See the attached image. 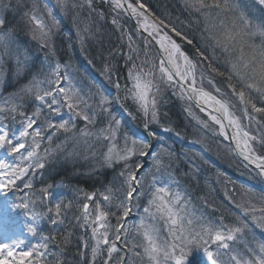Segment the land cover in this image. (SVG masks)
Instances as JSON below:
<instances>
[{
	"label": "snow or ice",
	"instance_id": "obj_1",
	"mask_svg": "<svg viewBox=\"0 0 264 264\" xmlns=\"http://www.w3.org/2000/svg\"><path fill=\"white\" fill-rule=\"evenodd\" d=\"M182 3L203 23L199 45H194L174 24L158 17L153 19L154 14L142 0H56L55 5L50 7L45 2L42 8L39 0H32L24 15L32 25V39L39 40L44 48L59 25L54 8L61 12L87 8L89 16L95 14L103 19L105 10L99 6L106 4L117 14L111 21L116 26L122 12L136 17L138 29L146 33L144 59L136 62L142 49L131 34H126L129 54L125 57V83L122 85L119 79L113 82L117 92L123 93L115 98L117 102L123 101L120 107L134 118H144L147 135L160 139L155 131L149 130L151 123H158L157 94L161 85L175 86L182 98L194 101L202 112H207L208 119L218 126V134L234 142L233 151L254 164L264 176V154L257 151V146L264 148V42L260 45L253 42L256 35L264 36V23L253 25L243 12L236 16L235 5L229 0H182ZM252 6L264 12V0H253ZM5 23L0 18V49L5 55H17L19 46L12 31L5 29ZM90 32L89 24L80 30L82 42V33ZM174 36L193 45L198 59L184 51ZM152 44L158 46L159 58L155 61L146 51ZM221 59L227 75L217 67ZM205 62L209 74L224 78L227 92L211 78L207 82L215 94L205 89L203 73L198 84L197 67ZM66 68L59 61L48 64L47 71L33 76L0 104V150L14 158L12 163L0 159V192L45 168L53 153L62 148L60 144L55 149L51 147L56 134H65L66 140L68 136L73 139L95 136L108 142L98 163L109 168L120 165V171L102 191L89 193L78 189L82 199L75 205L54 199L55 185L29 191L19 204L13 202L12 210L25 212L26 230L36 242L26 245L23 239L16 238L0 243V264H65L63 257L73 236L70 230L59 229L66 220L75 221L76 226L86 230L87 239L81 238L84 251L77 254L86 256L89 264H97L98 260L100 264H186L194 247L206 254L209 264H264V242L253 246L244 241V233L249 229L245 219L238 216L237 222L229 225L222 218L212 222L189 211L185 196L172 187L176 181L167 172L170 165L164 162L167 150L161 146L159 153L150 152L149 140L127 132L121 134L122 121L107 107L113 99L101 93L95 101L98 113L88 104L82 89L75 86L70 73L61 71ZM114 71L111 64H105L104 72L109 79ZM231 98H235V103ZM28 100L33 104L30 112L26 107ZM65 109L67 119L63 118ZM100 113L107 114V126L93 132L88 125H94ZM189 114L192 115L190 110ZM76 120L84 122L85 128L77 129ZM199 122L208 128L207 122ZM45 140L48 146L42 150ZM149 156L154 171L142 173V158ZM165 174L167 179L163 178ZM23 187L32 190L33 184L28 181ZM37 205L42 211L29 213L30 206L35 209ZM141 207L139 219L130 225L128 219L134 208ZM238 207L242 208L243 217L251 216L256 226L264 228V197L259 205L248 200L246 206ZM73 208L75 212L69 219L68 213ZM45 219L54 232H41L40 224ZM163 229L167 230L166 235H162ZM238 244H243V249ZM53 247L55 251L51 250Z\"/></svg>",
	"mask_w": 264,
	"mask_h": 264
},
{
	"label": "rangeland",
	"instance_id": "obj_2",
	"mask_svg": "<svg viewBox=\"0 0 264 264\" xmlns=\"http://www.w3.org/2000/svg\"><path fill=\"white\" fill-rule=\"evenodd\" d=\"M9 0H0V18H8L9 16V14L7 13V12H9L11 15H15V9H17V6H18V4H20V3H22V2H26L27 3V6H28V9H29V7L31 6V4H32V0H16L17 2H13V1H11V2H8ZM40 2H41V0H39ZM44 2H45V0L43 1V2H41V3H43L44 4ZM53 2L54 3H56V0H53ZM229 2L231 3V4H233V5H235V8H234V14L236 15V16H239V14L241 13V12H243L244 13V10H245V8H250L251 6H252V4H251V0H229ZM16 3V4H15ZM41 3H39V4H41ZM43 4H42V6H43ZM49 4V6H53V4L52 3H48ZM256 8V7H255ZM28 9H26L25 10V8L23 9V14L26 12V11H28ZM18 10V9H17ZM19 11H21V8L19 9ZM60 11V10H59ZM189 12V11H188ZM190 13V12H189ZM188 13V14H189ZM191 14V13H190ZM245 14V13H244ZM247 14V17H249L250 19H251V21L253 22V23H255L258 19H259V17H254V16H252L250 13H246ZM63 15L66 17L67 16V13L66 12H63ZM72 15H73V18H77L76 19V23H75V26H74V32H75V35L77 36L78 35V38L79 39H81L82 37H81V34H80V30H82L84 27H85V25H86V23L84 22V18L83 17H81L80 16V11H79V9H76V10H72ZM196 15V14H195ZM230 15H231V13H230ZM20 16V15H19ZM20 18V20L18 19V18H12L13 20L12 21H10V20H8L6 23H5V29H8V30H11L12 31V33H13V35H14V38H15V41H16V45H18V41H17V36H19L20 35V30L22 31V29L21 28H23V27H25L26 29H28L29 27H30V40H31V42L33 43V45H32V47L34 48V55H37V53L40 51V49L38 48L39 47V45L41 46V43H40V41L39 40H33L32 39V25L29 23V21H28V18H27V16H24L23 18L20 16L19 17ZM46 19H47V17H45ZM188 18H189V16H188ZM196 18V17H195ZM80 19H81V21H80ZM94 19H96V17H94ZM86 20H87V18H86ZM98 20V19H97ZM100 20V19H99ZM98 20V21H99ZM49 23H51V21L49 20L48 21ZM82 23H83V25H82ZM259 23V22H258ZM100 25L102 26V22L100 23ZM91 30H95V28L94 27H91ZM127 32H129L130 33V31H129V29H126V30H124L123 31V34L121 33V32H119V34L121 35V39H120V41H121V45H119L120 44V41H119V43L117 42V45H116V47H117V51L118 52H124V53H126L127 55L129 54V48H128V39H127ZM61 34V28L59 27V25H58V27L54 30V32H53V34H52V36H51V38H50V41H49V45H48V47L47 48H44V50L45 51H47V52H49V54H48V56H46V55H44L43 57H41V60H42V66H40L41 68H42V70L43 71H47V66H48V64H53L54 65V63L56 62L53 58H52V56H51V54H50V51H49V46L50 45H52V42H54L55 41V37H57L58 35H60ZM94 34V33H93ZM93 34H91V32L90 33H82V36L84 37V35L89 39ZM183 34H188L186 31H185V33H183ZM133 37V36H132ZM139 39L138 38H135V37H133V41L134 42H136V41H138ZM182 41V40H181ZM123 42V43H122ZM253 42L256 44V45H260L262 42H264V36H260V35H256L255 37H253ZM183 43V45H185L186 44V41H182L181 42V44ZM37 45H38V47H37ZM119 46V47H118ZM20 51H21V53H23V51H22V49H20ZM20 51H19V53L17 54V55H14L13 57H14V60H13V62H15L16 61V59H17V57H18V55H20ZM51 53H53V52H51ZM106 53V52H105ZM105 53H103V55H102V60H101V62H100V64L99 65H96V64H92L91 63V65L94 67V68H91V71H92V73L91 74H89V73H84V72H81V76H82V78H86V77H89L90 75H92V81L90 82V80H84V81H87L84 85H83V88H84V91L86 92V93H90V92H95V93H97V95H98V97H99V88L96 86L97 85V78L96 77H98V78H100L102 81H103V83H104V85L106 86V84L107 85H110V86H112V84H114L113 82L115 81V80H117V79H119L120 80V82H121V84L123 85L124 83H125V76H126V72H125V68L123 69V70H121V72H122V76H119V75H117L116 77H114V74L112 73L111 74V79H109V76H108V74H106L105 72H104V66H105V64L106 63H108V64H111V66L113 65L114 66V64L113 63H110V56L109 55H104ZM150 56H152V58L153 59H155V60H157L156 58H155V55L154 54H151ZM34 57V56H33ZM5 58V54L3 53V50L2 49H0V66L1 65H3V59ZM118 59V58H117ZM121 59L125 62V59L123 58V57H121ZM32 60H33V58H32ZM12 61V60H11ZM142 61V57L139 55V58L137 59V63L139 64L140 62ZM13 62H11V64L13 63ZM112 66V67H113ZM201 66V70L199 71V70H197V79H198V84H199V80H200V76L198 75V72H200V73H203V75L204 76H206L207 75V73L209 72L208 71V69H207V67H206V62H205V64L204 65H200ZM115 68H117V67H115ZM113 69H114V67H113ZM62 70H65V69H62ZM116 72V71H115ZM117 72L119 73V71L117 70ZM93 74L96 76L95 78H94V76H93ZM36 75H38V72H36V73H34V75L33 76H36ZM33 76L30 78V80L33 78ZM205 79V78H204ZM29 80V81H30ZM106 83V84H105ZM203 84H206L205 82H203ZM78 86L79 87H82L81 85H79L78 84ZM107 87V86H106ZM225 89H227L226 88V84H225ZM166 91H171V89H170V87L169 86H166V85H161V88H160V92L157 94V100L162 96V94H164ZM120 95L122 96L123 95V93H120ZM174 95H175V98L177 99V101H179L180 102V104L184 107V108H186L188 105H189V103H188V101L185 99V98H182V96L179 94V93H174ZM31 101V100H30ZM114 101H116L115 99H114ZM121 103H123V101H120V104ZM233 103H235V101H233ZM132 104H131V102H129V107L130 108H132ZM107 107H109V109L111 108V105H108ZM132 110H133V108H132ZM98 113H99V109L98 110H96ZM111 111V110H110ZM133 112H135L134 110H133ZM111 113L114 115V116H116L118 119H121V116H120V113H116V111H111ZM103 115H101V116H98L97 115V117H100V118H102V121H98L97 120V118H96V122H95V128H93V132H95L96 130H98V129H100V128H102V127H106L107 126V119H106V116H107V114L106 113H102ZM159 111L157 110V117L159 116ZM239 115H240V113H239ZM64 117H66V118H68V115L66 114V112H64ZM138 119V121H140L141 122V124H144L145 123V120H144V118H142V117H138L137 118ZM75 122V121H74ZM205 122H207V121H205ZM208 123V122H207ZM151 124H153V123H151ZM92 125H90V127H91ZM253 127H255V125L253 126ZM208 128H212L211 127V125L208 123ZM63 136H64V134H63ZM66 139V138H65ZM77 149H79V142L78 141H80V142H82V145H84L85 147H92V149H93V151H97V153H99V154H101V153H103V152H105L106 150H107V144H108V142H106V141H104V140H97L96 139V137L95 136H92V137H90L89 139H87V138H78V139H73L71 136H68V138H67ZM122 140V142H123V139H121ZM259 152L261 153V154H264V150H262L261 148H259ZM2 151V150H1ZM1 151H0V153H1ZM25 178V181L23 182V183H27L28 181H29V178H28V175L26 176V177H24ZM222 192H225V189L224 188H222ZM31 191H37V190H31ZM28 194H29V192H27ZM74 193H75V195H73L72 193V196H71V202L74 204V201H73V199H82V193H80V194H78V192H77V190H75L74 191ZM74 197V198H73ZM45 203H47V201L45 202ZM75 203H76V201H75ZM209 204H210V202H207L205 205H203V208L200 206V207H196V208H194V212L197 214V215H199V216H203L205 219H209L210 218V215H208V211H209ZM75 205V204H74ZM36 207H40L39 205H37ZM75 212V208H73V210H72V212L70 213H68V214H71V216L73 215V213ZM192 255H193V257L194 258H196V259H198V258H200L201 257V253H202V250H200V249H197V248H193L192 249Z\"/></svg>",
	"mask_w": 264,
	"mask_h": 264
},
{
	"label": "trees",
	"instance_id": "obj_3",
	"mask_svg": "<svg viewBox=\"0 0 264 264\" xmlns=\"http://www.w3.org/2000/svg\"><path fill=\"white\" fill-rule=\"evenodd\" d=\"M57 56L60 61L70 62L71 64L77 65V67L80 66L78 65L80 62L78 55H76L75 52L67 46L63 47V49L60 48V50L58 48ZM97 165L98 163L93 164L91 160H87V157H84L83 159L79 160L78 165L74 168L76 171L75 173L77 174L75 180H78L81 186H83L89 193L103 190L105 187V181L99 180V177L102 176L103 170L101 166H99L100 164L98 166ZM116 167H118V171H120V165H116Z\"/></svg>",
	"mask_w": 264,
	"mask_h": 264
}]
</instances>
